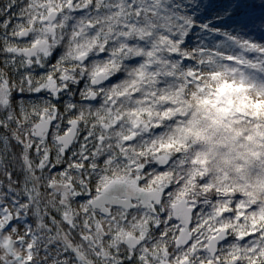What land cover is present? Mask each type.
<instances>
[{
	"label": "snow or ice",
	"instance_id": "6c2138e0",
	"mask_svg": "<svg viewBox=\"0 0 264 264\" xmlns=\"http://www.w3.org/2000/svg\"><path fill=\"white\" fill-rule=\"evenodd\" d=\"M256 8L2 0L0 264H264Z\"/></svg>",
	"mask_w": 264,
	"mask_h": 264
},
{
	"label": "rangeland",
	"instance_id": "374dc122",
	"mask_svg": "<svg viewBox=\"0 0 264 264\" xmlns=\"http://www.w3.org/2000/svg\"><path fill=\"white\" fill-rule=\"evenodd\" d=\"M0 2H2V0H0ZM255 3L257 5L256 11H255V15L259 16L260 15V8H259V4H260V0H255ZM254 31V35L259 37L261 35L259 30H253Z\"/></svg>",
	"mask_w": 264,
	"mask_h": 264
}]
</instances>
